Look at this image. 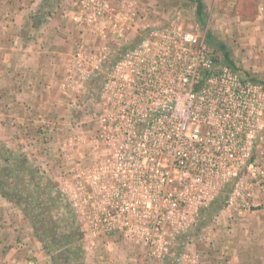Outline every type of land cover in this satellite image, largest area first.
I'll use <instances>...</instances> for the list:
<instances>
[{
  "label": "rangeland",
  "instance_id": "rangeland-1",
  "mask_svg": "<svg viewBox=\"0 0 264 264\" xmlns=\"http://www.w3.org/2000/svg\"><path fill=\"white\" fill-rule=\"evenodd\" d=\"M28 1L0 0V220L23 224V258H28L2 264H100L93 256L100 257L99 248L106 250V245L137 259L122 262L117 256L116 263H108L103 253L102 264L264 263L257 260L258 246H250L252 252L231 243L242 234L235 226L249 209L244 203L255 198L249 184L253 178L264 194V0L155 5L130 0L121 16L144 27H137L125 44L109 41L115 48L108 54L106 41L112 38L109 33L118 35L115 17L125 8L122 0H75L63 8V0L30 6ZM141 12L148 18L140 20ZM54 15L67 19L73 30L88 26L102 34L90 43L92 52L88 43L75 40L72 67L56 69L55 77L53 70L43 73L37 62L30 63L36 56L24 58L19 48L37 45L44 29L56 27ZM187 34L203 44L205 55L214 56L216 68L229 67L259 86L247 163L236 166L239 176L228 179L227 149H219V175L207 187L217 183L219 193L211 197V191L206 199L199 176L214 168L202 160L212 151L187 150L168 131L167 117L142 116L147 102L136 100L129 87L120 90L125 62L151 65L163 53L198 49L185 39ZM7 45L17 48L6 53ZM165 89L166 80L157 81L153 93ZM237 126L244 135L243 122ZM168 173L171 181L165 182ZM244 184L250 195L242 193ZM169 195L180 201L178 208L171 207ZM203 201H216L218 208L208 211ZM250 252L253 261L246 262Z\"/></svg>",
  "mask_w": 264,
  "mask_h": 264
},
{
  "label": "built area",
  "instance_id": "built-area-1",
  "mask_svg": "<svg viewBox=\"0 0 264 264\" xmlns=\"http://www.w3.org/2000/svg\"><path fill=\"white\" fill-rule=\"evenodd\" d=\"M185 39L190 44H196L198 49L194 46L185 55L179 50L171 54L163 53L151 65L141 61L125 62L120 90L129 87L136 100L147 102V106H142V110L146 111L141 112L142 116L167 117L168 131L177 134L187 150L198 146L200 150L212 151L202 158L203 162L214 167L199 176L202 184L200 192L203 193L204 184L208 187L219 175V165L216 166L219 164V149H227L225 164L229 165L226 167L230 175L228 179L231 175L239 176L236 166L247 163L245 157L250 154L254 136L251 132L253 104L259 97V86L252 78H240L229 67L216 68L214 56L204 54V46L197 44V38L187 34ZM145 43L143 41L140 47ZM167 70H170L169 79L165 78ZM161 80H166V89L164 94L157 96L153 90L156 82ZM242 122L244 135L240 134L237 126ZM187 150L180 160L182 165L187 163ZM162 180L171 181L169 173ZM262 182L264 184V179ZM167 198L172 200L171 207H179V200L172 195Z\"/></svg>",
  "mask_w": 264,
  "mask_h": 264
},
{
  "label": "crops",
  "instance_id": "crops-1",
  "mask_svg": "<svg viewBox=\"0 0 264 264\" xmlns=\"http://www.w3.org/2000/svg\"><path fill=\"white\" fill-rule=\"evenodd\" d=\"M36 1H38V0H30L27 2V4L30 6L31 4L35 3ZM41 1H44V0H41ZM133 1H135V0H133ZM133 1L122 0V2L120 3L121 4L120 6H125V8L123 7L122 10L119 9L121 11H118V13L116 14V17H115V20H117L116 25H117V29H118V31H117L118 35L114 36L113 34L109 33V35L112 38H110V40L106 41L107 43H106L105 53L108 54L111 52V49L115 48V45H113L112 43L110 44L109 41L116 40L117 42L125 44L126 38L129 37V35H131L132 37H135V35H136L135 31L137 30L136 29L137 27L138 28L144 27V25L139 23L137 19L133 20V22H131V23H127V22H125V17L121 16V13L126 10V5L132 4ZM144 1H147L148 3H146V4H149V5H155L157 3L158 4H170L171 3L169 0H144ZM74 3H75V0H66V1L63 0L60 3V6H62V8L64 6L70 7V6H73ZM56 15L60 16L59 12ZM56 15H54L55 17L53 16L54 21H56L54 23L56 25V27H53V28L48 27L47 30L44 29L42 31V35L39 36V38H38L39 43L37 45L28 44L27 47H24V45H19L20 52L24 53V56H23L24 58H27L28 53H29V55L32 54V55L36 56L34 61L31 59L28 61L32 64L37 62L35 67H38V69L42 70L43 73L45 72V70H53L52 75L54 77H55V70L56 69H65V68L72 67L71 56H72L73 52L75 51V47H73L75 40H81L82 39L83 42H86V44L88 43L89 49L92 52L94 50V48L91 46L90 43L94 39L97 40L102 35V34H100V35L96 34L95 35V32L92 31L93 29L89 28L88 26H86V27L77 26L78 28L76 30H73L72 28L67 26V22H66L67 19L63 18L62 20H60V18L56 17ZM141 18L146 19V18H148V16L146 17V15L141 12L140 20H142ZM152 18H154L153 15H152ZM47 22L48 21L44 22L43 24H45ZM47 24H49V22ZM47 24H45V26ZM104 25L109 30L112 28L109 23L104 24ZM131 25H135V27L131 28ZM129 28H131L130 33H129ZM51 37H52V39L50 40ZM16 48L9 47L7 45V47L5 48V52L8 53L10 51L15 50ZM102 50L103 49H101V51ZM94 52H100V51H98L96 48V50ZM28 58H30V57H28ZM105 62L106 61H104V63ZM249 181H251V180L248 179V182ZM250 183H251L253 190L255 192V198L249 199V201H248L249 203L248 202L244 203V205L248 206L249 209L247 211L242 212V214L245 215V218H244V220H241V219L238 220L237 221L238 226L237 225L235 226L236 229L239 228L242 230V234H241V236H239V235L235 236V238L231 241V243L232 244H238V245L244 244L245 246H249V249L252 252L254 249L250 246H253V245L258 246L256 249L259 248V251L261 252V256H260V259H257V260H261V262H263L264 261V254H263L264 253V194L259 193V184L257 183L256 178H253L252 182H249V184ZM218 185L219 184L216 183V186L214 188L211 187L210 189H208L206 186H204V189H203L204 191L201 194V197L203 199H206L207 195L210 194L211 191H212V195H210V196L216 197L217 194L219 193ZM207 191H208V193H207ZM241 191L245 195H250L249 185L245 186V184H244V187L242 188ZM221 194H220V196H221ZM202 203H203V206L208 209V211L214 212V209L218 208V206L215 205L216 201L214 203H212L213 205L209 204V202L205 203V201H203ZM206 208L202 209L203 213L207 210ZM220 208H222V207L219 206V209ZM224 212H227V211H224ZM0 214H2V213H0ZM19 225L20 226H18L17 223H14L12 221H8L7 219L0 220V246H1L0 247V264H2V261H6V260H10V262L11 261L18 262L19 261L18 259L21 258V261L24 260L26 262L28 259V258H26V259L23 258L24 253L27 254V250H24V248H27V245H25V243H24L25 238L23 235V232H24L23 224H19ZM13 234H14V236H13ZM111 241L114 242L115 241L114 238L111 239ZM101 247L99 248V250H101L102 254L100 255V257H96V254L94 253V256H93L94 262L99 261V263L102 264L103 259L105 260V256L103 257V253L105 255L108 254V258H106V261H108V263H116L117 261L115 259L117 258V256L123 257L122 262L133 261V260L137 259V258L133 259L131 256H129L130 258H125L124 255L121 254V250L117 246L111 248L112 245H106L104 247L106 250L101 249ZM246 252H247V250H246ZM252 252L246 253V262H247V260H248V262L253 261L252 260L253 259L252 258L253 257ZM35 255L39 259L44 258V256L39 254V253L38 254L36 253ZM38 264H39V262H38ZM89 264H90V261H89ZM262 264H264V263H262Z\"/></svg>",
  "mask_w": 264,
  "mask_h": 264
}]
</instances>
